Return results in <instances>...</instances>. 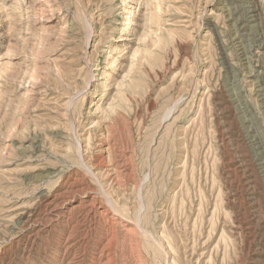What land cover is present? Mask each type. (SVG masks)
Instances as JSON below:
<instances>
[{"label": "rangeland", "instance_id": "rangeland-1", "mask_svg": "<svg viewBox=\"0 0 264 264\" xmlns=\"http://www.w3.org/2000/svg\"><path fill=\"white\" fill-rule=\"evenodd\" d=\"M137 1L0 0V264H264V0Z\"/></svg>", "mask_w": 264, "mask_h": 264}, {"label": "bare ground", "instance_id": "bare-ground-1", "mask_svg": "<svg viewBox=\"0 0 264 264\" xmlns=\"http://www.w3.org/2000/svg\"><path fill=\"white\" fill-rule=\"evenodd\" d=\"M137 5L140 7L142 5L141 1H137ZM238 9V8H237ZM255 11H256V7H255ZM245 12V11H244ZM231 14V13H230ZM231 16V15H230ZM239 19V18H238ZM261 27V26H260ZM242 37V36H241ZM245 39V38H244ZM123 53H125V50L123 51ZM127 53V52H126ZM125 53V54H126ZM245 58V57H244ZM257 156V155H256ZM85 198V197H84ZM84 200V199H83ZM81 205V204H80ZM85 206V205H84ZM49 218V217H48ZM107 235V234H106ZM68 247V246H67ZM107 260V259H106Z\"/></svg>", "mask_w": 264, "mask_h": 264}]
</instances>
